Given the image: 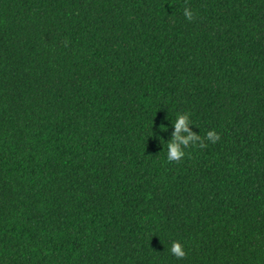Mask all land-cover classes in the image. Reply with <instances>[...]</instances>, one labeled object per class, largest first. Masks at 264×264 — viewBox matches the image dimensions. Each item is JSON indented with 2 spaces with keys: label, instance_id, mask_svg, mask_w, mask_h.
I'll list each match as a JSON object with an SVG mask.
<instances>
[{
  "label": "trees",
  "instance_id": "16d2710c",
  "mask_svg": "<svg viewBox=\"0 0 264 264\" xmlns=\"http://www.w3.org/2000/svg\"><path fill=\"white\" fill-rule=\"evenodd\" d=\"M0 264H264V0H0Z\"/></svg>",
  "mask_w": 264,
  "mask_h": 264
},
{
  "label": "clouds",
  "instance_id": "9594fccd",
  "mask_svg": "<svg viewBox=\"0 0 264 264\" xmlns=\"http://www.w3.org/2000/svg\"><path fill=\"white\" fill-rule=\"evenodd\" d=\"M184 16L187 20L192 21L194 19L193 12L185 8L184 9ZM190 122L189 114H178V119L175 123L176 127V135L171 143L167 144V161L169 163H180L181 160L185 156L184 149L189 147L191 142L192 145H198L200 148L207 147L204 143V138L201 136H196L195 134H190L187 138H182L179 133L183 131H188V124ZM163 128V126H162ZM206 139L215 143L221 139L220 135L213 131H209L206 135ZM170 252L174 255L177 259H183L186 256V252L184 250V246L178 242L173 241L170 247Z\"/></svg>",
  "mask_w": 264,
  "mask_h": 264
}]
</instances>
